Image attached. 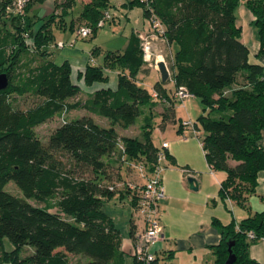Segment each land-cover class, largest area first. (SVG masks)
Masks as SVG:
<instances>
[{
  "label": "trees",
  "instance_id": "obj_1",
  "mask_svg": "<svg viewBox=\"0 0 264 264\" xmlns=\"http://www.w3.org/2000/svg\"><path fill=\"white\" fill-rule=\"evenodd\" d=\"M10 1L0 0V74L8 78L7 87L0 90V264H72L70 254L90 257L79 264H128L120 232L103 205L117 193L114 178H119L122 166L116 169L117 162L141 163L146 174L153 170L162 149L151 136L154 108L167 104L158 113L161 129L175 122V92L180 87L203 104L198 121L205 134L198 138L209 170L225 173L220 198L247 207L257 174L264 169L260 145L264 67L250 60L236 25V10L243 2L253 15L264 53V0H132L143 8L149 26L146 34L154 17L163 29L158 40L174 49L166 55L168 79L155 81L152 88L142 84L141 76L151 70L143 60L140 34L145 33L133 32L123 50L103 52L102 63H90L79 74L86 85H92L107 81L104 69L114 70L117 88H100L74 103L69 100L80 88L71 80L70 63L49 59L52 26L71 29L76 37L78 28L89 27L94 36L102 27L97 25L100 21L114 22L113 17L105 18L109 0H55L46 16L30 14L45 0H29L23 16L6 12ZM77 5L78 13L73 15ZM99 51L92 49L91 57ZM14 96H31L35 104L19 109ZM74 109L85 113L70 118ZM56 117L62 123L42 142L35 128ZM101 118L109 125L101 124ZM138 119L141 138L118 135L116 126L127 128ZM181 122L179 132L184 129ZM9 181L22 197L5 191ZM142 188L128 184L121 188L123 194H131L134 210ZM220 228V242L212 246L214 264H224L229 241L236 257L232 264H260L249 256L248 246L264 235V209ZM250 230L253 240L247 239ZM4 239L13 245L11 251L5 249ZM24 247H32L33 252L22 256ZM167 255L157 253L149 264H177ZM131 259V264H146L133 254Z\"/></svg>",
  "mask_w": 264,
  "mask_h": 264
},
{
  "label": "crops",
  "instance_id": "obj_2",
  "mask_svg": "<svg viewBox=\"0 0 264 264\" xmlns=\"http://www.w3.org/2000/svg\"><path fill=\"white\" fill-rule=\"evenodd\" d=\"M82 1L86 2L87 0H82ZM45 2L47 3L45 9L47 11L51 10L50 12H52V10L54 9L55 0H45L40 4H43ZM33 9L30 12V14H37L38 16L48 15L46 11L44 13H41L42 9H36V12H34ZM237 10H238V14H236V25L241 29V41L248 47L250 53V60L252 62H258L264 67V53H260V43L257 39L254 27L252 25L254 17L251 14V12L245 7L243 2L240 3ZM148 29L149 26L147 25V27L142 31L133 30L132 33L133 32L146 33ZM68 30L72 34H75V31H72L71 29ZM161 42H162L161 39L156 40L155 42V47L158 53L162 54L165 48L167 50V53L172 52L170 46H168L166 43H164L165 45H163ZM91 52L92 50L86 52V55L83 54V52H71V54L67 55V57L64 59V61H68L71 65L72 82L78 85L80 88V93L75 98L70 99L69 100L70 103H74L78 100H85L86 98L90 97L94 91L100 88H110V89L117 88L118 76H117V72L114 70L104 69V73L107 76V81L96 82L93 83L92 85H86L83 79L79 77V74L85 70L88 64H90ZM95 56H93L95 64L102 63V59L100 62H98L96 61ZM153 73H155L153 82L147 86L145 84L146 78L151 77ZM74 76L76 80L73 79ZM141 78H142V84L148 88H152L153 83L161 79L159 71L155 69L150 70L148 75L141 76ZM171 87H172V82L169 81L166 88L169 89ZM83 92H86L87 94L85 97H83ZM187 98L189 99L190 96ZM187 98L183 99L181 102L175 98L177 100L176 105H179L181 108L186 110L187 108L186 106L188 105L186 103V101L188 100ZM161 106L164 105L159 104L158 107L157 106L155 107V109H158L160 107L159 110L156 111L157 113H159L162 110ZM73 112L74 114H77L76 117L85 113L81 109H77V110L74 109L73 111L70 112V114H72ZM162 142H167V141H162ZM167 144L168 146L166 148V151L170 155L169 157L170 159L168 158L166 160L167 161L170 160L171 165L170 167L165 166V169L161 173V182L164 189V196L161 199L162 203L160 205L161 210L159 215L160 222L163 227V239L155 242L152 245V249H154L156 253L161 255V252H163V250L167 247L169 250L168 254L174 256V252L177 249L173 251V248L174 249L180 248L181 250H184L186 248L193 250L195 252L191 262L185 263L183 260L177 259L175 263L214 264L215 254L213 253L212 246H215L220 242L221 239L220 225H226L232 220H235V222H239L248 215L255 212H260L264 209V199L262 198V196L264 195V169L259 171L257 174V183L255 187V192L249 196L247 200V207H242L233 201H231L230 204L228 201L226 202L223 201L220 198L219 194H217L219 198L218 199L216 196V191H211L208 190L207 188L204 189V180H202V176H200V179L199 178L194 179L193 177H191L194 179V185L196 186V189L190 188V186L188 185L189 177L186 180V177L182 173L181 169L179 170L178 168L173 166L175 162V158L169 152L170 144L168 142ZM260 145L264 150V128L261 132ZM210 172H211L210 175L214 177L215 182L217 183L216 185H219L220 187V182L222 179H224L225 176L222 177V179H217L215 177L214 172L213 171ZM119 173H120L119 174L120 179H122L121 170ZM139 175L135 177L131 176V179L127 178L130 180V183L127 184L132 189L133 188L135 189V186L138 187L140 191V188L144 185L146 179L143 176H139ZM127 179H122V180L125 181ZM199 188L203 190L200 196L191 194L188 190L190 189L195 191L198 190ZM112 200H113L112 203L113 208L115 210L117 209L120 210V213L116 217L115 215H111L110 213H108V215L112 217L115 226L120 232L121 250L125 253L126 256L128 255L130 258H132V248L134 244V239L136 235L142 232L144 229L143 220L141 219L139 214L138 215L136 214L137 212L133 208V205L131 203L132 200L131 194H127L126 192H124L123 194L121 192V188H118L116 195L106 200L105 203H108ZM185 202H188L190 207H192L194 203H198L202 206L203 211L195 212L193 207L190 209V207L183 204ZM220 204L230 214H227L226 212L222 211ZM180 206H186L188 209L183 210L180 208ZM214 220H216V222H214ZM200 254L201 256L202 254L206 255L208 260H206L205 262L202 261V259L199 257ZM248 254L255 261L259 262L260 264H264V240H256L252 242L248 246Z\"/></svg>",
  "mask_w": 264,
  "mask_h": 264
},
{
  "label": "rangeland",
  "instance_id": "obj_3",
  "mask_svg": "<svg viewBox=\"0 0 264 264\" xmlns=\"http://www.w3.org/2000/svg\"><path fill=\"white\" fill-rule=\"evenodd\" d=\"M132 0H109L110 5L108 6V11L110 13V17L114 18V22L112 21H105L104 25L100 27L94 36H88L86 38H82L80 36H75V34H72L68 29L62 30L58 28L57 26H52V32L54 35V41L49 46V49L51 51L50 59L55 61L56 63L60 64L64 61V59L67 57V55H70L71 52H83V54L86 55V52L94 49L99 48V55L95 56L96 61L100 62L102 59L103 52L107 50H123L128 38L132 34L133 30L142 31L145 29L148 25L146 22L144 16H143V8L138 4H131ZM50 2V1H49ZM52 2V1H51ZM46 2L43 4H37L32 9L34 12H36V9H42L41 13H44L45 11L50 14L51 10L47 11L45 9ZM79 5H77L73 9V15L78 13ZM53 11V10H52ZM236 14H238V10L236 11ZM71 16H68V20ZM73 43V45H70V43ZM57 43H63L64 47L59 48L57 46ZM162 43V42H161ZM165 45L164 43H162ZM166 47V46H165ZM172 48V52H173ZM163 58L166 64H168V57L166 56L167 50L166 48L163 51ZM151 70H154L153 68H150ZM155 73L151 75V77L146 78L145 84L148 86L153 82ZM74 80H76L75 76L73 77ZM86 90V89H85ZM87 94L86 92H83V97H85ZM188 99V98H187ZM186 99V100H187ZM13 104L15 107L19 109H27L32 107L35 104V99L31 96H24V97H16L12 98ZM189 102V103H188ZM188 104L186 107V110L181 108L179 105L175 106V122L168 123L163 129L159 127L160 123V116L157 112L153 113V119L151 120V136L153 143L156 147L160 148L162 141H167L170 144L169 152L171 155L174 156L175 162L174 165L179 170L181 169L182 173L185 175L186 180L188 177L199 178L202 176V180H204V189L207 188L211 191H216V196L218 198V191H219V185H216L215 179L209 171V167L206 163V160L204 158V154L201 148V145L199 143L198 136H196V133L200 135V138L204 136V131L201 128V125L198 121L199 116L202 113L203 104L198 98L190 96V98L186 101ZM159 105H157L158 107ZM167 106V104H165ZM165 106H161V108H166ZM160 108V107H159ZM154 108V111L159 110ZM77 114H70V118L76 117ZM67 118V117H65ZM184 120H190L193 125H196L198 128V131L194 133L193 130L189 128H185L183 132L186 134V138H182L179 130V123L180 121ZM98 121L103 124L104 126L109 125V121L106 118L98 119ZM62 123V119L60 117H56L50 121H47L43 124L38 125L35 128V133L37 137L42 141L46 142L50 133L54 130L55 127H57L59 124ZM142 124V121L137 120V122L130 127L123 128L121 126H116L117 132L119 136H132V137H139L142 136V129L140 128V125ZM119 147H121V142H119ZM233 164V162H230ZM165 166L171 165L170 160H165L163 162ZM122 165V166H121ZM121 166L119 169L121 170V176L122 179H131L132 177H135L140 174L138 169H136L132 165H127L126 163L122 164L120 162H117V168ZM215 174V177L217 179H222V177L225 176V173L223 171H213ZM207 173V174H204ZM141 176V175H139ZM116 177V176H115ZM119 178H114V183L116 184L117 188H123L127 183H130V180L127 179L123 181ZM189 185V184H188ZM5 191L12 193L13 195H17L19 197H22V192L16 187L13 181H9L6 186L4 187ZM191 194H194L196 196H200L203 190L199 188L198 190H190L188 189ZM219 199V198H218ZM32 203L36 204L34 201H31ZM113 200L105 203L103 206L104 212L107 214L110 213L111 215H115V217L120 213V210H115L113 208ZM162 201L159 202V215H160V205ZM185 205L189 206L188 202L183 203ZM229 204V203H228ZM195 212L203 211V208L200 204L194 203L192 205ZM190 207V209L192 208ZM220 207L222 211L226 212L227 214H230L226 211V209L220 204ZM181 209L187 210L188 208L186 206H180ZM211 208V207H210ZM121 209V207H120ZM135 213V212H134ZM138 215V213H136ZM4 246L7 251H11L13 249V245L7 240L4 239ZM134 246V245H133ZM167 246V245H166ZM164 248V247H163ZM177 249V250H176ZM176 250V251H175ZM134 251V248H132V253ZM154 251V249H152ZM174 256H171L170 262H176L177 259L183 260L185 263L191 262L193 255L195 252L190 249H184L181 250L180 248H173ZM33 252L32 247H24L22 249L21 255H27L31 254ZM169 253L168 248L166 247L163 252L161 253V257L165 256ZM176 253V255H175ZM168 256V255H167ZM199 257L202 259V261L208 260L206 255ZM68 258L72 264H79L82 261L86 262L90 260V257L78 254L68 255ZM126 262L128 264H131L132 259L127 255L126 256Z\"/></svg>",
  "mask_w": 264,
  "mask_h": 264
},
{
  "label": "built area",
  "instance_id": "obj_4",
  "mask_svg": "<svg viewBox=\"0 0 264 264\" xmlns=\"http://www.w3.org/2000/svg\"><path fill=\"white\" fill-rule=\"evenodd\" d=\"M29 0H11L9 3L6 4L5 10L10 15H24V10ZM109 13L105 14V18H109ZM151 29L146 34H140L141 44L143 48V60L147 63L150 68L158 70L157 63V56L160 55L162 60L164 58L162 54L157 52L155 47V42L159 38V34L163 32L162 26L158 20L152 17L150 20ZM103 21H100L97 25L103 26ZM91 28L89 27H80L76 30V35L82 38H86L91 35ZM25 37H28L25 34ZM74 42L70 43L73 45ZM59 48L64 47L63 43H57ZM165 62V61H164ZM90 63H95L94 59L90 58ZM153 98L157 97L155 91L152 92ZM191 96L188 91L184 87H180L175 92V98L180 102ZM182 126L185 128H189L197 132L194 125L191 123L190 120H184L181 122ZM183 129V130H184ZM180 132L182 138H186V134ZM196 136L198 134L196 133ZM199 139V138H198ZM200 143V140H199ZM168 144L167 142H162L161 150L159 151L156 159V163L154 164L153 170L146 174L145 166L141 163L134 164L133 166L138 169L141 176H143L146 180L141 189L140 198L137 204L135 211L140 215L141 219L143 220L144 229L142 232L136 235L134 239V251L133 255L137 258V260L141 262H145L149 264L150 262L154 261L157 257V253L152 251V245L163 239V227L160 222L159 216V202L164 196V189L161 182V173L165 169V165L163 162L167 159L165 151ZM228 202L231 204V200L228 199ZM255 238V234L252 230L247 232V239L253 240ZM259 240H264V235L259 238ZM162 264H167L163 262Z\"/></svg>",
  "mask_w": 264,
  "mask_h": 264
},
{
  "label": "water",
  "instance_id": "obj_5",
  "mask_svg": "<svg viewBox=\"0 0 264 264\" xmlns=\"http://www.w3.org/2000/svg\"><path fill=\"white\" fill-rule=\"evenodd\" d=\"M158 71L160 73V77L162 81H166L169 77V71L167 68V64L164 61H159L157 63ZM8 85V78L5 73L0 74V90L5 89ZM188 183L190 188L196 189V186L194 185V179L189 177L188 178ZM233 242L229 241L228 242V256L227 259L225 260L224 264H232L235 261V254L231 250Z\"/></svg>",
  "mask_w": 264,
  "mask_h": 264
},
{
  "label": "bare ground",
  "instance_id": "obj_6",
  "mask_svg": "<svg viewBox=\"0 0 264 264\" xmlns=\"http://www.w3.org/2000/svg\"><path fill=\"white\" fill-rule=\"evenodd\" d=\"M157 60L160 61L162 60V57L160 55L157 56Z\"/></svg>",
  "mask_w": 264,
  "mask_h": 264
}]
</instances>
